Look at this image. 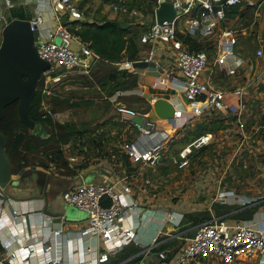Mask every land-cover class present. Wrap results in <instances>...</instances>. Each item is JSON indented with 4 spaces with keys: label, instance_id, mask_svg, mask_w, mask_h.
<instances>
[{
    "label": "built area",
    "instance_id": "obj_1",
    "mask_svg": "<svg viewBox=\"0 0 264 264\" xmlns=\"http://www.w3.org/2000/svg\"><path fill=\"white\" fill-rule=\"evenodd\" d=\"M182 14L174 20H165L148 26L140 36L141 43L148 44L150 50L138 59L154 61L156 51L163 44H171L178 39L179 25H185L187 33L192 36L206 37L220 30L219 48L215 62L224 65L229 60V54L237 43V30L224 26L227 12L241 0H172ZM10 5L11 0H7ZM112 10L118 13L138 17L141 13L135 7H130L125 0H114L111 3ZM50 11L56 25L43 32L39 27L42 12ZM83 11L73 0H41L35 9L34 18L30 19L32 28L36 32L35 44L39 55L50 62L49 69L43 72L41 79L42 92V117H59V112L50 105V99L57 96L58 85L63 84V79L68 75L91 77L99 63L108 60L97 52L80 36L76 35L69 26V22L82 18ZM258 56H263V49H258ZM133 61L125 59L114 61L118 67L136 71ZM210 56L206 50L194 51L188 47H181L176 52V65L178 72L168 70L163 80L169 78L180 79L183 84V94L192 104L191 116H197L210 112L212 109L222 112L230 111L232 104L227 95L232 92L237 96V118L243 114L242 106L245 102L247 85L238 86L232 90L220 88L213 83L214 70L210 68ZM229 71L235 72L239 62L237 59L229 60ZM215 64V63H214ZM123 91H117L123 95ZM120 111L129 112L133 122L139 127L135 138L125 146L132 164L139 167L155 168L163 158L165 149L176 138V133L153 122L148 113H140L125 107ZM140 118V122L137 119ZM241 123V122H240ZM213 134L203 132L186 144L181 151V159L177 160L180 166L186 163V157L193 150H199L211 143ZM186 158V159H185ZM75 159V158H73ZM129 176L120 179L114 184L81 183L67 188L63 196L66 202L78 209L87 212L88 217L84 226L73 232H64L63 227L55 228L54 217L49 216L42 229L41 235L63 236L65 242L76 244L87 236L99 237L105 245L98 257V262L107 261L111 255L121 251L126 244L140 239V234L133 224L126 225L124 219L130 221L138 211L142 210L141 201L134 195L132 186L128 182ZM223 193H221L222 195ZM5 192H0V197ZM217 196L216 201L222 196ZM159 211V213H158ZM156 212V211H154ZM158 220L155 226V234L152 235L153 247H158L162 242L180 238L179 247L170 252L169 249H159L157 254L160 259L174 261L177 264H192L203 259L211 260L212 264H238L254 257L258 264H264V229L257 226L253 219H230L227 215L215 216L205 220L194 227L193 233H188L191 228L183 229L172 234L167 223L174 222L175 227L181 225L184 214L179 211L168 212L159 209ZM17 209L6 215L5 224L0 225V240L6 243L7 259L14 262L23 255L33 252H42L44 264H64L62 257L58 255L52 245L37 247L23 241L18 249L7 247L12 244L11 228L8 226L17 217ZM166 235L165 237H163ZM88 250H91L90 247ZM26 258V256H25ZM0 258V264H5ZM19 264H32L26 259ZM73 264H96L94 260L77 261ZM139 264H146L141 261Z\"/></svg>",
    "mask_w": 264,
    "mask_h": 264
},
{
    "label": "rangeland",
    "instance_id": "obj_2",
    "mask_svg": "<svg viewBox=\"0 0 264 264\" xmlns=\"http://www.w3.org/2000/svg\"><path fill=\"white\" fill-rule=\"evenodd\" d=\"M98 2L99 0H82L78 6L83 8L85 3ZM139 2L138 10L147 16L150 13L151 17H154L152 3L148 0ZM26 9L31 11L30 7L25 5ZM236 10L245 13L241 26H248V37L241 40L238 44L240 48L237 47L235 53L241 54L246 61L243 62L244 65L240 64L237 67L230 80L224 81L226 76L221 72L219 75L220 83L226 88L247 85L243 128L235 118L224 117L222 112L212 109L195 117L192 124H189L190 126L188 125L182 133L166 128L171 133L175 132L176 138L169 143L163 158L155 168L131 165L129 160L126 168L128 182L134 195L143 204H151L168 212L179 211L187 217L191 214L189 217L194 225L196 221L194 216L207 212L202 210L211 209V204L213 209H231L216 207V198L224 190L233 189L235 193L247 190L251 195L264 199V52L261 57L257 52L260 48L264 51V0H241ZM88 12L95 14L92 11ZM142 17L143 14H140L134 19L141 21ZM5 24V21H0V43ZM228 25L229 23L225 22L224 26ZM142 29L145 30L144 27ZM207 52L210 56L209 62H212L217 56V50L212 48ZM116 67L102 61L91 77L68 75L63 79V84L58 85L56 98H68L78 102L74 107L56 110L64 115L54 120L59 122L64 119L67 128L73 132L71 140L61 146L62 163L63 156L71 164L77 163L78 158L79 161L84 160L89 164L104 160L119 162L127 155L125 146L140 130L131 119L130 113L120 111L119 108L125 107L144 113L150 110L151 104L146 97L138 94L116 96L122 85L112 84L107 78L111 77V73L118 72ZM118 76H121L120 73ZM127 81L130 84L135 83V75L130 73ZM186 107L192 111V104L188 103ZM210 117L222 118L225 125L217 130L201 129L198 123L209 121ZM74 119L77 122L70 124ZM234 124L237 127H234ZM48 129V125L44 124L42 132L47 134ZM203 132L213 134L211 143L199 150H193L187 155V159L185 158V165L180 166L177 160L181 159L183 147ZM77 155L80 157L77 158ZM75 157L77 160L73 159ZM41 159L47 161L48 168L58 170V167L46 157L41 156ZM50 179L53 181L52 177ZM13 185L14 183L10 186V192ZM64 201L69 208L74 207L69 205L65 198ZM76 209L88 217L86 211ZM199 209H202L201 212ZM194 227L192 225L188 233L192 234ZM174 240L177 246L181 244L180 238L174 237Z\"/></svg>",
    "mask_w": 264,
    "mask_h": 264
},
{
    "label": "crops",
    "instance_id": "obj_3",
    "mask_svg": "<svg viewBox=\"0 0 264 264\" xmlns=\"http://www.w3.org/2000/svg\"><path fill=\"white\" fill-rule=\"evenodd\" d=\"M11 1L12 3L9 5L7 0H0V21H5V23H7L14 18L32 19L35 16L36 7L41 3V0ZM73 1L78 6L82 0ZM113 1L114 0H99L98 4L85 3L83 8H81L82 6H78L84 13L82 19L85 21L97 22L115 19L120 23H130V30L126 36H132L134 38L138 47V53L141 55L140 57L144 56L149 52L150 47L148 44H143L140 41V36L145 31L142 29V27L146 29L148 26L156 22V9L158 8L161 0H148V2H151L152 6H154L155 14L154 17H151L150 13L147 16V14L145 15L143 12H140L143 14L141 21H137L134 19V17H130L129 15L113 11L111 7V3ZM139 1L142 0H138V2ZM187 1L188 0H182L183 3H186ZM25 5L30 7L31 11L28 9L25 10ZM132 7L138 9L137 6ZM88 11L95 12V14L92 15L91 12L89 14ZM234 11L235 12L232 13V10H228L226 23H229L228 27H233L237 30L236 35L238 41L233 46L232 53L228 56L229 60H234L235 57L239 62H241L240 64L244 65L243 62L246 61L245 58L242 57L241 54L237 55L235 50L237 47L240 48L238 44L241 42V40L248 37V26H241L242 19L245 17V13L242 11L237 12L238 10ZM55 25L56 22L52 19L50 11L45 9L42 12V16L40 17L39 27L43 32H45ZM219 38L220 30H217L213 34L206 37L192 36L187 33L185 25L181 23L179 25L178 39L171 44H163L157 49L154 60L156 62L155 65L137 68L136 71L122 67L120 68L117 66V74L111 73V77H107L108 82L110 81L112 84H117L118 82L122 83L123 88L120 87L118 91H123V95L132 93L146 97V99L151 104L150 110L146 112L148 113L149 118L159 126L168 128L170 131L179 130L182 133L184 130H186L188 125L192 124L194 121L191 116L192 114H190L191 110L186 107L189 102L186 101V98L183 94L182 81L174 77L169 78L168 80H163V78L166 76V72L168 70H173L175 73L178 72V67L176 65V52L179 48L188 47L191 49L201 50L212 47L217 50V55L219 48ZM229 60L224 65L217 64L215 62V58L209 63L211 66L210 68L214 70L213 83L220 88L232 90L238 86L231 89L226 88L220 83L221 77L219 75L221 72L222 75L226 76L224 81L231 79L230 76L234 72H231L228 69L230 65ZM104 62L113 66L117 65L108 60ZM124 71H127V76H125L126 73H124ZM118 73H120L121 76H118ZM130 73L135 75V83L130 84V82L127 81ZM115 74L117 76H115ZM147 95H151L156 98L163 97L169 100L175 107V116L172 118L158 117L153 111V102L147 98ZM227 98L232 104V107L230 111L225 112L224 117L235 118V121L238 122V124L243 128V117L246 102L242 106L243 114L239 116V118L242 120L239 121L237 118V96L230 92L227 95ZM62 115L64 114L59 112V116L61 117ZM63 120L64 119H61L59 122L67 127V123ZM138 120L139 119H137V121ZM76 122L77 121L74 119L70 121V124ZM234 127H237V125L234 124ZM124 156L125 157L119 160V162L104 160L103 162H90L87 164L84 162V160L79 161L80 158L78 157H80V155H77L78 160L76 157L75 159L78 162L74 164L70 163V166L74 171L72 174H67L66 168L56 166L58 167V170H55L53 168H48V166H43L37 163L28 165L18 171L13 170V177L15 178V181L11 192L9 189L7 193L3 188L0 187V192H5V195L0 197V225H6L5 216L12 213V210L17 209L18 211L17 217L14 219L13 223L8 225L11 228V235L14 239V242L12 244L8 243L7 247L18 249L23 241L28 242L29 245H34L37 247L50 244L53 246L54 251L62 257L64 264H73L77 261H85L87 259L94 260L96 264H139L141 261H145L146 264H177L174 261L160 259L157 254L159 249L152 246V240L150 237L155 234V226L158 222L156 217H158L159 211L158 213L156 212L159 209L155 206H152L151 204L146 205L141 202L142 210L138 211L131 221L129 219H124V223L126 225L133 224V226L136 227V231H138L140 234V239L126 244L121 251L111 255L107 261L101 263L98 262V257L100 253L106 249L105 245L101 243L99 237L97 236H87L82 241L72 244L65 242L63 236L51 235L50 237H46L40 233L42 226L49 216L54 217L55 228L63 227L65 233L73 232L82 228L86 222L87 215L74 207L69 208V206H67L64 201L63 191L68 187H73L81 183L114 184L120 179H125V177L129 176L126 174V168L128 167L130 159L127 155ZM131 165L134 164L131 163ZM44 172L45 176H43ZM46 176L47 178L44 182ZM50 177L53 178V181L50 179ZM43 184H45L43 190L46 192L44 198L29 199L30 197L28 196H33L35 193L38 194L41 192L39 188H41L40 186H43ZM47 196L50 198L48 203ZM221 196L222 198H219L216 201V207H231V209H213V205L211 204V209H199L200 212L201 210L207 212L209 210L208 213L211 215L209 218L205 217L204 213L206 212L197 216L195 215L194 218L196 221L193 220L195 223L194 225L191 223L189 217L191 214H189L188 217L187 215H184L185 217L182 220L181 225L178 227H175L174 222L167 223V226L169 224L168 228L170 229L168 231H172V234H175L179 230L186 228L192 229V225L194 227L205 220H209L215 216L223 215H227L232 220L242 219L243 217L253 219L257 226L264 229V199L258 198L253 194L251 195L250 191L247 190L240 193L236 191L235 193L233 189H230L229 191L224 190ZM46 203L48 205L50 204L47 210L45 209L47 206ZM61 212L64 214H61L59 216L61 217L60 220H57V216H54L53 213ZM171 241H174V239L170 240V242ZM6 243L7 242L0 240V258L5 261V264H19L17 263L18 261L25 262L26 259H28L32 264H44L42 252H30L27 254L23 253V255L20 254L19 259H16L14 262H10L6 258ZM89 247L91 250H88ZM178 247L179 246H177V243H175L170 244L164 249H169L170 252H173ZM192 264H212V261L203 259L193 262ZM238 264H258V260L254 257H249L247 260Z\"/></svg>",
    "mask_w": 264,
    "mask_h": 264
},
{
    "label": "trees",
    "instance_id": "obj_4",
    "mask_svg": "<svg viewBox=\"0 0 264 264\" xmlns=\"http://www.w3.org/2000/svg\"><path fill=\"white\" fill-rule=\"evenodd\" d=\"M128 1V2H127ZM125 1L130 7L139 6L138 0ZM239 6H233L230 10L234 13ZM71 30L84 41H86L97 52L101 53L108 61H121L126 59L136 60L141 55L138 53V47L131 36H126L129 33L130 27L123 28L121 23L115 19H108L102 22L85 21L83 19H74L70 21ZM195 46V45H194ZM191 49V48H190ZM198 51L200 49H191ZM211 51L212 47L201 49ZM117 66V65H116ZM118 69V67H116ZM117 74V72H115ZM127 76V71H124ZM115 74V76H117ZM130 75V74H129ZM118 85L122 83L118 82ZM43 80L38 83L37 93L33 99L30 115L39 125L37 129H31L21 119L18 112V101H15L6 106L5 116L0 120V132L7 136L6 153L12 160L13 170L18 171L28 165L37 163L43 166H48L46 160L41 159V156L46 157L56 166L68 169L67 174H72L70 163L64 158L61 162V146L69 142L72 138V131L65 127L60 122H57L52 117L43 118L41 103L42 92L41 88ZM50 103L53 109H68L74 107L78 102H73L68 98L59 99L51 98ZM48 125V133L42 132L43 125ZM201 129H220L225 125L224 120L220 117H210L209 121H201L198 123ZM38 130V131H37ZM189 143V142H188ZM34 152V153H33ZM17 162V163H16ZM206 218H209L210 213H204ZM247 219V218H246ZM176 241L167 240L162 242L157 248L164 249L170 244H175Z\"/></svg>",
    "mask_w": 264,
    "mask_h": 264
},
{
    "label": "water",
    "instance_id": "obj_5",
    "mask_svg": "<svg viewBox=\"0 0 264 264\" xmlns=\"http://www.w3.org/2000/svg\"><path fill=\"white\" fill-rule=\"evenodd\" d=\"M182 14L172 0H161L156 9V17L159 23L165 20L172 21L177 15ZM130 23L122 22L123 28ZM36 32L32 28L31 20L26 18H14L7 22L2 29V41L0 43V120L5 116L6 106L18 101V112L24 123L31 129H36V121L30 115L33 99L37 93L38 83L44 71L51 64L39 55L35 44ZM155 61L136 59L133 61L135 68H144L155 65ZM153 102V111L160 118H172L175 116V107L163 97L147 95ZM140 122V118L138 120ZM7 136L0 132V187L8 193L14 183L12 160L6 153ZM46 179L44 180V182ZM42 185V184H41ZM44 186H40V193H35L31 198H44ZM50 198L47 196V203ZM53 201V200H52ZM46 203V204H47ZM48 206L45 209H48ZM52 214V212H51ZM64 213H53L57 220Z\"/></svg>",
    "mask_w": 264,
    "mask_h": 264
},
{
    "label": "bare ground",
    "instance_id": "obj_6",
    "mask_svg": "<svg viewBox=\"0 0 264 264\" xmlns=\"http://www.w3.org/2000/svg\"><path fill=\"white\" fill-rule=\"evenodd\" d=\"M160 123V122H159Z\"/></svg>",
    "mask_w": 264,
    "mask_h": 264
}]
</instances>
